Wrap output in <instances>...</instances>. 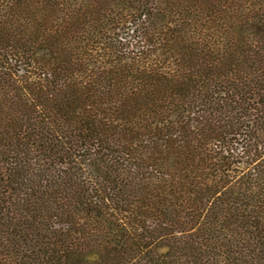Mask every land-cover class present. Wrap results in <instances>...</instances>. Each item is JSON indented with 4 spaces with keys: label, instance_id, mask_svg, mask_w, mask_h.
Instances as JSON below:
<instances>
[{
    "label": "trees",
    "instance_id": "16d2710c",
    "mask_svg": "<svg viewBox=\"0 0 264 264\" xmlns=\"http://www.w3.org/2000/svg\"><path fill=\"white\" fill-rule=\"evenodd\" d=\"M0 264H264V0H0Z\"/></svg>",
    "mask_w": 264,
    "mask_h": 264
}]
</instances>
